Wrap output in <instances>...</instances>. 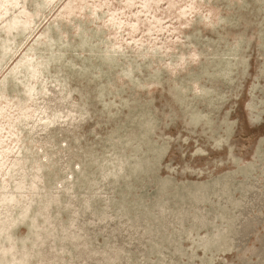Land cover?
I'll return each mask as SVG.
<instances>
[{"label": "rangeland", "instance_id": "1", "mask_svg": "<svg viewBox=\"0 0 264 264\" xmlns=\"http://www.w3.org/2000/svg\"><path fill=\"white\" fill-rule=\"evenodd\" d=\"M0 264H264V0H0Z\"/></svg>", "mask_w": 264, "mask_h": 264}]
</instances>
